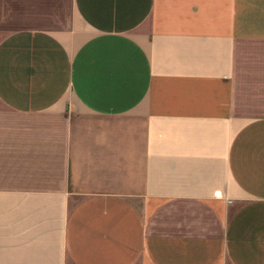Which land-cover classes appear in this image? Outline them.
I'll return each mask as SVG.
<instances>
[{
  "label": "crops",
  "instance_id": "crops-1",
  "mask_svg": "<svg viewBox=\"0 0 264 264\" xmlns=\"http://www.w3.org/2000/svg\"><path fill=\"white\" fill-rule=\"evenodd\" d=\"M0 264H264V0H0Z\"/></svg>",
  "mask_w": 264,
  "mask_h": 264
}]
</instances>
